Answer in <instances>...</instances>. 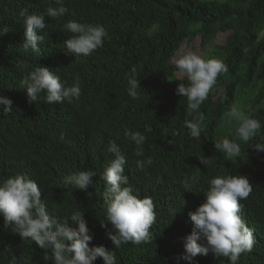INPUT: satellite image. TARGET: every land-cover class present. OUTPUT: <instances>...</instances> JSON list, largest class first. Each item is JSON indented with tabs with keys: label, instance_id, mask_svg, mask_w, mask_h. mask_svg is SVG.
<instances>
[{
	"label": "trees",
	"instance_id": "1",
	"mask_svg": "<svg viewBox=\"0 0 264 264\" xmlns=\"http://www.w3.org/2000/svg\"><path fill=\"white\" fill-rule=\"evenodd\" d=\"M61 5L68 9L64 15H46L48 7ZM61 5L56 0H0V95L10 99L13 108L5 113L0 104V183L27 174L41 186L48 214L65 219L72 228L77 225L71 214L83 212L92 237L89 248L112 251L116 264H231L211 252L183 259V238L198 231L189 213L204 202L208 182L216 176L244 175L252 191L240 200V216L255 244L236 264H264V152L252 148L264 144V35L259 36L264 0H61ZM22 9L45 15L46 28L37 31L44 38L41 55L21 47ZM68 20L103 26L102 46L88 56L68 54ZM227 31L223 44H211L218 33ZM194 38L201 47H212L206 59L216 58L227 66L197 110L204 115L199 139L184 126L187 99L176 88L188 81L175 75L173 64L181 45ZM36 66L52 70L65 86L78 76L79 99L49 104L41 93L29 102L20 82ZM133 67L138 99L128 95ZM233 104L261 125L247 142L236 136L237 121L225 116ZM125 128L145 136L142 157L134 155L136 145L124 136ZM225 138L238 143L239 157L228 160L215 149L213 142ZM109 141L126 158L125 186L137 198L150 197L154 203L151 243L126 242L116 248L108 239V233L115 234L103 199L107 184L102 174L113 159L106 150ZM149 157L150 166L137 168V159ZM86 170L95 176L85 190L65 182L68 175ZM197 243L206 241L201 236ZM5 247L11 248L17 264H52L43 259L50 249L21 239L4 225L0 213V264H9ZM93 264L103 261L97 257Z\"/></svg>",
	"mask_w": 264,
	"mask_h": 264
},
{
	"label": "clouds",
	"instance_id": "2",
	"mask_svg": "<svg viewBox=\"0 0 264 264\" xmlns=\"http://www.w3.org/2000/svg\"><path fill=\"white\" fill-rule=\"evenodd\" d=\"M56 3L61 5V0H56ZM67 11L62 5L45 10L46 15L51 18L62 16ZM19 16L23 17L24 23L21 47L26 52L31 49L33 53L41 55L40 43L44 38L37 35V31L46 28L45 15L28 14L26 9H22ZM64 30L72 34L64 42V46L67 53L74 56L90 55L102 46L106 35L104 27L99 24H84L75 20H68ZM174 63L179 73L188 81L187 86L179 83L176 88L177 94L187 99L184 126L192 138L199 139L204 115L197 110L212 91L218 75L227 71V66L219 59H204L193 52L181 55ZM136 72L133 67L127 81L128 95L133 99H138L137 89L140 88ZM20 83L27 91L29 102L35 101L43 93L45 102L49 104L65 101L71 103L73 99L78 100L81 94L78 76L71 86H65L52 70L43 66L34 67L23 76ZM219 91L223 97L224 90ZM0 104L4 105L5 113L12 112L10 99L0 95ZM225 116L229 121H237L236 136L244 142L254 137L261 127L259 121L246 115L236 104L230 107ZM145 131L150 129L145 126ZM124 136L135 143L134 155L142 157L144 153L141 145L145 136L126 128ZM63 139L62 135L61 140ZM213 143L215 149L224 153L228 160L240 155V147L235 141L225 138ZM252 148L257 152H264V144L258 143ZM106 150L113 159L102 174L107 184L103 199L106 220L115 229V234L108 233V239L116 248L126 242L151 243L153 237L149 230L156 220L154 203L150 197L137 198L132 194L131 187L125 186L128 184L124 174L127 161L120 147L114 141H109ZM135 163L142 170L146 165L152 164V159H137ZM93 176V171H79L65 177V182L74 184L76 189L83 191ZM208 184L203 193L204 202L195 212L189 213L190 220L198 231L183 238L185 255L182 258L190 260L196 255H207L211 252L216 257H226L231 264H236L239 256L250 252L255 244L251 229L240 216V200L249 197L252 184L246 176L239 174L216 176ZM41 192V186L27 174L5 178L0 183V213L3 215L4 225L11 226L12 232L17 233L21 239L30 238L39 248L50 249L51 254L45 253L43 259L51 260L52 264H93L97 257L102 259L103 264H116L112 251L103 246L89 248L92 237L86 227L83 212L76 211L71 214V220L77 225L72 228L65 219L60 220L48 214L41 202ZM201 236L206 244L197 243ZM5 251L10 255L9 264H17V257L12 254L11 248L5 247Z\"/></svg>",
	"mask_w": 264,
	"mask_h": 264
},
{
	"label": "rangeland",
	"instance_id": "3",
	"mask_svg": "<svg viewBox=\"0 0 264 264\" xmlns=\"http://www.w3.org/2000/svg\"><path fill=\"white\" fill-rule=\"evenodd\" d=\"M229 34V31L227 32H222V33H218L216 35V37L213 39L212 43L211 44H216V45H219V44H223L224 41H225V38L227 37V35ZM264 35V29L262 30L261 34L259 35L260 37H262ZM211 46L210 47H207V48H203L200 46L199 44V40L197 38H194L192 40H190L189 42H184L180 49L178 50L175 58L173 59V64L175 65V60L177 58H179L181 55L183 54H186L187 52H193V53H196L197 55L201 56L202 58L206 59V57L210 54V51H211ZM178 78H181L183 77L179 71L177 70L176 71V74H175ZM239 106V105H238Z\"/></svg>",
	"mask_w": 264,
	"mask_h": 264
}]
</instances>
